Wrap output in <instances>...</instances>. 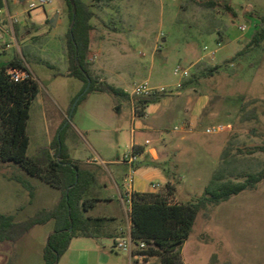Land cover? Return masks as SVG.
I'll return each instance as SVG.
<instances>
[{
    "label": "rangeland",
    "instance_id": "rangeland-1",
    "mask_svg": "<svg viewBox=\"0 0 264 264\" xmlns=\"http://www.w3.org/2000/svg\"><path fill=\"white\" fill-rule=\"evenodd\" d=\"M4 1L7 12L15 15L18 24L28 22L27 40L22 42L24 30L15 32L17 44L8 53L22 60L38 85V93L29 107L26 154L32 157L46 148L54 155L51 145L57 129L67 123L64 138L73 156L93 158L98 150L121 156L129 144L131 104L109 92H90L79 100L74 99L82 81L65 75L64 35L69 22L64 1L51 0L44 5H38L39 0L16 4L12 0ZM83 1L93 11L91 64L107 53L114 58L128 27L144 23L145 42L134 43L130 54L146 67L153 63L151 82L175 85L183 77L174 74V68L181 66L189 71L185 77H189V84L196 89V97H209L205 111L195 119L190 132L183 134L181 129H174L182 125L179 116L166 121L161 134H148V138L164 136L180 148V154L177 157L172 154L157 165L145 157L155 170L144 173L140 169L133 177L141 176L146 187L165 191L167 180L175 172L172 162L178 163L179 171L173 174V183H179V188L169 201L187 202L201 196L209 178L219 168L226 178L236 181L264 168V39L257 46L249 45L250 39H245L264 27V0H213L217 3L213 7L205 6L207 0ZM42 13H57L56 22L52 24L49 18L41 23L30 22V17L39 19ZM58 13L63 23L56 27ZM241 24L246 25L243 31L237 28ZM12 27L16 31V23ZM101 42L105 43L102 50ZM207 62L218 64L217 70L209 72L208 67L213 66ZM132 69V65H126L123 70L128 79ZM181 91L185 93L186 88ZM105 112L108 125L95 120ZM218 124L224 125L225 130L206 132V128ZM119 126H126L127 132H119L116 129ZM108 167L106 163L92 168L95 172L92 188L101 194H113V202L99 201L85 214L104 217L103 229L114 232L123 228V236L129 221L128 203L125 199L119 202ZM21 171L13 162L0 160V177L3 173L24 175ZM128 173L121 171L115 178L117 183L124 184ZM26 176L35 187L36 197L23 211H17L16 219H24L38 208L52 207L60 196L57 188L37 177ZM3 197L6 199L2 200ZM8 198L1 194L0 212L4 211V201L8 202ZM108 214L112 216L107 217ZM53 224L49 220L34 226L17 243L0 242V264H43L42 246ZM106 237L112 243L111 236ZM107 252L113 264H159L158 256L147 255L141 260L111 247ZM180 258L182 264H264V178L255 189L244 190L199 211L188 238L180 246Z\"/></svg>",
    "mask_w": 264,
    "mask_h": 264
},
{
    "label": "trees",
    "instance_id": "trees-1",
    "mask_svg": "<svg viewBox=\"0 0 264 264\" xmlns=\"http://www.w3.org/2000/svg\"><path fill=\"white\" fill-rule=\"evenodd\" d=\"M63 1L69 22L64 35L67 65L65 75L82 81L74 99L77 97L79 100L90 92H109L123 96L122 89L90 72L88 52L92 29L90 20L93 16L90 6L83 0ZM204 4L213 7L217 3L207 0ZM263 39L262 26L252 34L249 45L257 46ZM8 68L24 70L29 75L14 81L7 73ZM217 68L216 65L208 67V71L212 72ZM37 93V82L20 59H13L7 66L0 67V160L11 161L28 175L57 188L60 196L52 207L39 208L22 220H16L11 214L0 213V242H15L33 226L53 220L52 231L48 233L43 246L42 258L43 264H57L74 236L100 234L104 217L85 214L98 200L97 197L88 195L93 172L68 155L64 143L67 123L57 129L51 145L54 155L46 148L32 157L26 154L29 144L26 133L29 107ZM147 101L148 99L144 100ZM141 108L142 105L135 106V113L141 114ZM132 150L141 151L135 146ZM13 178L32 196L29 182L18 175ZM263 178L264 168L249 172L243 180L237 181L226 178L223 169L219 168L209 178L201 196L195 201L187 202L169 201L175 190L170 182H166L165 191L162 192H131L129 234L134 242L146 245L145 249L137 252L158 256L159 264H182L180 246L188 238L197 213L208 205H217L244 190L255 189Z\"/></svg>",
    "mask_w": 264,
    "mask_h": 264
},
{
    "label": "crops",
    "instance_id": "crops-1",
    "mask_svg": "<svg viewBox=\"0 0 264 264\" xmlns=\"http://www.w3.org/2000/svg\"><path fill=\"white\" fill-rule=\"evenodd\" d=\"M22 1L24 0H12L14 4ZM41 16L42 18L39 19L38 18L33 19L30 17V22L41 23L46 18L51 19L50 21L51 23L56 22L57 13H51V14L42 13ZM15 23H16V28H15L16 31H14L12 25L10 26L9 24H7V26L0 29V67L7 66L13 59H20L18 58L17 55L8 53V49L11 48V46L14 45L16 46L17 44L16 42L17 38L15 34L17 32H22V30H24L23 32L24 37L22 42H25L27 40L26 33H27L28 22L25 21L23 24H18V22L16 21ZM62 23H63V17H61L60 13H58V20L56 27L62 25ZM127 30H128L127 34L123 37V39L119 40L120 44H118L116 47V50L119 51L116 52V56L114 58L113 55L107 53L101 60L94 61L93 64L90 63L89 65L90 72L93 75L99 76L100 78L106 80L109 84L122 89L124 92L122 97L127 99L131 104V119L129 124L130 126L128 129L130 138L127 149H125L122 152L121 156H118L113 151H107V152H105L104 150H98V152L94 151L97 160L96 157L93 158L77 157L71 154L70 144L68 141H66V138H64V143L66 145L68 155L70 156V158L81 162L82 166L83 165L85 166L84 168L92 170V168L96 167L97 165L99 166V164L107 163L110 165V167H108L106 170L110 176L113 185L115 186L118 200L121 203L125 199V191L127 187L125 183L124 184L117 183L115 178L118 177V174L121 171L124 170L125 173H128L131 168L129 164L123 161V156L128 151H130L133 148V146L138 147V150H141V154L138 156L134 164V172H137L138 170L141 169L142 172L144 173H147L149 169L155 170L154 169L155 167H150V163L146 160L145 157H148L153 162V165H157L160 164L161 162L167 161L168 159H170V156L172 154H174L177 157L180 154V148L177 145H174L173 143H171V141L166 140L164 136H159L158 138H154V137L148 138L149 137L148 134H153V135L161 134L165 122L168 121L170 118L179 117V116L182 117L181 118L182 129L180 131L183 134L190 132L194 125L195 119L203 114V112L205 111V107L209 102V97L207 96L196 97L195 94L197 93V91L193 86H191V84H189V80H190L189 77L182 78V81H180L181 86L177 87L176 92L172 95L154 94L147 97L133 98V96L130 94V91L132 85L135 82L145 80L152 85H162V86H175L176 84L169 85V84H160V82L157 83L151 82L153 63L151 62L149 66L146 67L143 62H138L134 60L133 57H131L130 54L131 46L134 43L141 42L142 40L145 42L147 29L145 28L144 23L141 26H139L138 24L135 26L132 25L128 27ZM8 31L10 32V34ZM21 35L22 33H20V36ZM251 36L252 34L249 37H245V39L249 40L251 39ZM12 39L14 41L13 43H12ZM156 40L157 37L155 38V41ZM104 46L105 43L101 42L100 50L104 49ZM154 49L157 50L156 43L154 45ZM88 59L89 62H91L90 50L88 52ZM207 64H210L211 66L218 65L210 62H207ZM126 65H132L133 68L132 71L129 72L131 73L130 79H128L124 75L123 70ZM9 69L10 68H8V70ZM196 83L198 84V81ZM184 88H186L185 93L181 91V89L183 90ZM187 88L189 89L187 90ZM146 99H148V101L144 102V100ZM138 105H142V108L140 109L141 114L135 113L134 111V107ZM106 115L108 114L105 112L104 115H100L99 118L95 120L101 124L108 125V122L110 123V121L107 120L109 119V117H107ZM140 118H144L145 120H140ZM115 125L116 123L115 124L113 123V126ZM116 129H118L119 132L121 133L127 132L126 126H122V127L119 126L118 128L116 127ZM142 136H144L143 140H141ZM180 139H183V136H181ZM172 163H173L172 170L178 172L179 164L175 162ZM21 172L24 175H18V176L28 182L29 180L28 177L26 176L27 173L24 171ZM92 172H93V180L88 189V195L97 197L98 200L96 201V203L99 201H105L107 203L113 202L114 199L113 194H101L97 191L96 188L95 189L92 188V185L95 183V175H94L95 172L93 170ZM175 172L172 171V174L170 176L171 178L168 179L167 182L174 184L173 174ZM14 175L13 174L6 175L5 173H3L1 175L2 178L0 177L1 178L0 196L1 194H6L9 196L8 202L4 201V211L0 213L11 214L15 218V215H17L20 211L24 210L26 204H31L33 202V200L36 197V190L34 185L29 182L32 186V191H33L32 196H30L28 190L20 182H18L13 178ZM182 177L184 176L182 175ZM174 186H175V193H177L179 188V183L174 184ZM133 191L152 192V193L162 192V191H157L156 188L154 187H146L144 179L138 175H135L133 177V182L131 184V192ZM1 199L5 200L6 197L5 198L3 197ZM57 200L58 199L55 200L54 204L57 202ZM128 208H129V204H128ZM17 211L19 212L17 213ZM106 216L111 217L112 215L108 214ZM16 220H22V219H16ZM128 220L129 221L127 222L125 227L126 233L128 232L130 226V219L128 218ZM30 230H28L26 233H28ZM123 230H124L123 228H119L117 230H114V232H112L106 229H102L101 233L97 234L96 236H82V235L74 236L71 239L67 250L60 256L57 264H113V262H110L109 260L110 254H108L107 248L111 247L112 249L117 250L114 247V240L122 235ZM51 231L52 230H49L46 233V238L48 233ZM26 233H24L14 243L19 242ZM108 235L111 236L112 243L109 242L108 237H106ZM43 246H42V250H43Z\"/></svg>",
    "mask_w": 264,
    "mask_h": 264
},
{
    "label": "built area",
    "instance_id": "built-area-1",
    "mask_svg": "<svg viewBox=\"0 0 264 264\" xmlns=\"http://www.w3.org/2000/svg\"><path fill=\"white\" fill-rule=\"evenodd\" d=\"M51 0H39L38 5H44L47 2H50ZM32 6H35L34 4ZM16 22L15 15L10 14L7 12L6 3L4 0H0V29L7 26L9 24L10 26ZM237 28L240 31H243L246 29L245 24L238 25ZM9 77L14 81H19L27 77L29 74L28 72L24 70L19 69H9L8 70ZM174 74H178L182 77L188 76L189 71L187 68H183L181 66H177L174 68ZM181 86V82H177L175 86H162V85H152L148 81H139L135 82L132 87L130 94L133 97H147L154 94H167L172 95L176 92V88ZM174 129H182L181 127L174 126ZM225 130V126L222 124H218L212 128H206V132H221ZM141 154V151H133L132 149L128 151L123 156V161L130 165V171L127 175L126 179V191H125V200L129 204V197L131 193V184L133 182V173H134V164L138 158V156ZM114 247L117 250L126 252L129 254L132 258H138L141 260H145L146 256L145 254H141L137 251H141L145 249V244L143 242L136 243L132 240L129 230L128 232L120 237H117L114 240ZM146 262V261H145Z\"/></svg>",
    "mask_w": 264,
    "mask_h": 264
},
{
    "label": "water",
    "instance_id": "water-1",
    "mask_svg": "<svg viewBox=\"0 0 264 264\" xmlns=\"http://www.w3.org/2000/svg\"><path fill=\"white\" fill-rule=\"evenodd\" d=\"M54 22H52V24H53ZM88 86V85H87ZM87 88V87H86Z\"/></svg>",
    "mask_w": 264,
    "mask_h": 264
}]
</instances>
